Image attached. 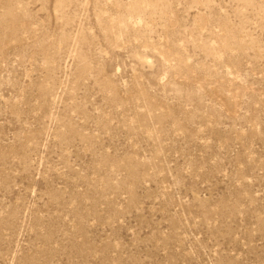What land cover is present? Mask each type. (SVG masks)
Returning a JSON list of instances; mask_svg holds the SVG:
<instances>
[{
  "label": "rangeland",
  "instance_id": "obj_1",
  "mask_svg": "<svg viewBox=\"0 0 264 264\" xmlns=\"http://www.w3.org/2000/svg\"><path fill=\"white\" fill-rule=\"evenodd\" d=\"M0 264H264V0H0Z\"/></svg>",
  "mask_w": 264,
  "mask_h": 264
}]
</instances>
